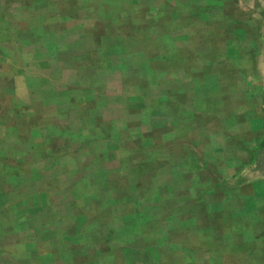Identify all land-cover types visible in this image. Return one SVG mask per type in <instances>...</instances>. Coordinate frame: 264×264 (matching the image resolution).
Returning a JSON list of instances; mask_svg holds the SVG:
<instances>
[{"label":"rangeland","instance_id":"obj_1","mask_svg":"<svg viewBox=\"0 0 264 264\" xmlns=\"http://www.w3.org/2000/svg\"><path fill=\"white\" fill-rule=\"evenodd\" d=\"M29 3V45L15 41L8 52L16 74L29 72L31 97L45 78V142H30L28 193L43 200L47 220L44 254L20 258L264 264L260 2L252 18L239 14V0L222 24L220 0Z\"/></svg>","mask_w":264,"mask_h":264},{"label":"crops","instance_id":"obj_2","mask_svg":"<svg viewBox=\"0 0 264 264\" xmlns=\"http://www.w3.org/2000/svg\"><path fill=\"white\" fill-rule=\"evenodd\" d=\"M6 1L0 0V264H46L44 260L39 262V258L38 260L37 258L33 260L29 258L22 260L20 258L22 254L23 256H29L32 249H34L32 252L34 255H37V253L44 254V252H40L38 247L40 245L39 240L45 238L47 216L45 215V204L43 200L29 197L28 191L35 183H30L29 181L28 158L30 142L33 143L37 140L39 142L40 134H44L46 121L45 78L41 77L43 80L41 84L40 76H38L39 82L36 83L37 87L35 89L33 88V97H31V90L29 89V84L31 83H29V77L27 76L29 72L16 74L13 71L11 62L14 61L15 57L12 56V52H8V48H13V42L15 41L21 42L22 47L25 44L29 45L28 40L31 28H29L30 26L27 20L31 11L29 8V0H22L19 4L17 3L19 0H10L13 5H19V10H16L18 12L16 14L22 15L20 22L23 24L22 36L19 35L18 37L12 32H20L21 24L18 26L19 23L14 22L13 15L15 13L12 12L13 5L11 8H8ZM238 1L220 0V5L215 7L216 11H214V16H220V18L218 17L220 24H222L223 20L227 22L228 19L225 18L231 16L232 12L234 14L233 5L236 6ZM255 2L256 0H240L239 5L242 9L239 14L253 18ZM258 2L262 6L256 12L262 15L261 29L263 30L262 38H264V0H257ZM248 7L250 8L248 9ZM224 11L228 13L226 14ZM6 14L9 15L7 16ZM222 14L225 15L223 16ZM218 18L214 22L215 30H218V26L220 25L217 23ZM252 18H250L251 21L249 22L246 19L245 23H242L240 20L239 24L231 25H252ZM140 21L138 25L141 23ZM201 61L205 62L204 57L201 58ZM215 61L211 60V62ZM21 63H23V58H21ZM5 64H9V66ZM215 73H204L203 77L201 75V90L202 86L205 85L203 80L205 82V79H214ZM217 74V77L220 78L221 74L219 72ZM249 77V79H253L251 75ZM246 78L248 79L247 76ZM207 89V91H203L204 94L212 96L217 93L215 88ZM259 94H264V87L260 89L257 98L260 97ZM261 101L257 110L260 109L261 111L260 118L262 120V126H264V100L262 99ZM209 104V106H215V103ZM134 107L126 106V109L134 110ZM245 111H254V108L250 110V107L246 106ZM203 117H205V113L201 116V124L205 119ZM253 120L254 117L251 118V122L246 118L245 124L247 127L253 125ZM236 125L238 124L236 123ZM41 140L42 143L45 142L44 135ZM24 159L27 160V168L23 165ZM37 185L39 186L38 183ZM55 218L54 215V222ZM29 234H33L34 237L32 239H24ZM244 247L248 249V247ZM231 250L237 251L238 249L231 248ZM232 254L230 252V256ZM236 254L238 255L239 252L237 251ZM230 259L236 261L234 257ZM217 261L218 258L215 257L212 259V262L209 259L208 264H217Z\"/></svg>","mask_w":264,"mask_h":264}]
</instances>
